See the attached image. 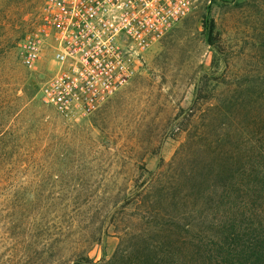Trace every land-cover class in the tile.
Here are the masks:
<instances>
[{"label": "rangeland", "instance_id": "obj_1", "mask_svg": "<svg viewBox=\"0 0 264 264\" xmlns=\"http://www.w3.org/2000/svg\"><path fill=\"white\" fill-rule=\"evenodd\" d=\"M44 2L0 0V264H123L161 228L264 231V0H194L82 118L37 101L47 52L20 57Z\"/></svg>", "mask_w": 264, "mask_h": 264}, {"label": "built area", "instance_id": "obj_2", "mask_svg": "<svg viewBox=\"0 0 264 264\" xmlns=\"http://www.w3.org/2000/svg\"><path fill=\"white\" fill-rule=\"evenodd\" d=\"M194 0H45L41 26L20 45L24 65L47 52L37 101L64 117H87L141 70L144 57ZM146 53V54H145Z\"/></svg>", "mask_w": 264, "mask_h": 264}, {"label": "trees", "instance_id": "obj_3", "mask_svg": "<svg viewBox=\"0 0 264 264\" xmlns=\"http://www.w3.org/2000/svg\"><path fill=\"white\" fill-rule=\"evenodd\" d=\"M238 225L235 227L233 221L226 226L221 224L216 239L203 243L199 237L183 235L187 229L178 234L161 228L160 236L165 242L159 248L146 243L132 245L122 250L118 258L124 259L123 264H264L263 229L248 231ZM105 263L112 264L110 261L98 264Z\"/></svg>", "mask_w": 264, "mask_h": 264}]
</instances>
